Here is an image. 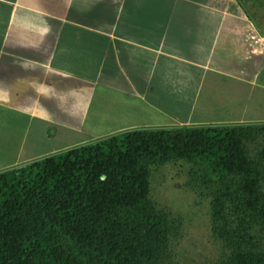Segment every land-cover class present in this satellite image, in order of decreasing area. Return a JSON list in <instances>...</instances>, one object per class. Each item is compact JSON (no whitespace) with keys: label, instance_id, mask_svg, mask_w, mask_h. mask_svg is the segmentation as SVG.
I'll use <instances>...</instances> for the list:
<instances>
[{"label":"crops","instance_id":"obj_1","mask_svg":"<svg viewBox=\"0 0 264 264\" xmlns=\"http://www.w3.org/2000/svg\"><path fill=\"white\" fill-rule=\"evenodd\" d=\"M223 125H264V0H0V172Z\"/></svg>","mask_w":264,"mask_h":264},{"label":"trees","instance_id":"obj_2","mask_svg":"<svg viewBox=\"0 0 264 264\" xmlns=\"http://www.w3.org/2000/svg\"><path fill=\"white\" fill-rule=\"evenodd\" d=\"M264 125L138 129L0 172V264H178V223L152 171L196 168L210 190L206 264H264Z\"/></svg>","mask_w":264,"mask_h":264},{"label":"rangeland","instance_id":"obj_3","mask_svg":"<svg viewBox=\"0 0 264 264\" xmlns=\"http://www.w3.org/2000/svg\"><path fill=\"white\" fill-rule=\"evenodd\" d=\"M262 141L258 138L247 145L251 155L261 150ZM195 171L193 165L181 162L155 169L151 176L153 200L178 223V264H206L221 254L211 238V192L194 178Z\"/></svg>","mask_w":264,"mask_h":264}]
</instances>
